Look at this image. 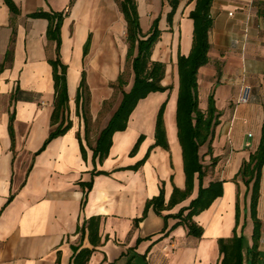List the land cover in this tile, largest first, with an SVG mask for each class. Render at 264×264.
Masks as SVG:
<instances>
[{
  "label": "crops",
  "instance_id": "obj_1",
  "mask_svg": "<svg viewBox=\"0 0 264 264\" xmlns=\"http://www.w3.org/2000/svg\"><path fill=\"white\" fill-rule=\"evenodd\" d=\"M13 1L20 14H13L0 0V264H72L73 247L93 248L77 228L94 216L100 217L101 243L88 264H221L219 240L234 235L237 204L241 212L237 233L244 237L248 264L254 230L251 188L238 173L262 138L264 0H214L211 7V49L209 63L198 73L199 101L205 111L213 94L221 117L212 155H207V145L200 154L207 167L204 186L222 181L223 195L193 217L204 230L201 237L190 235L173 217L197 197V178L186 200L163 215L151 207L136 223L162 184L166 202L175 186H186L176 119L177 59L179 52L188 55L191 51L194 21L190 13L196 0H181L171 22L168 0H136L143 33L148 34L159 19L161 34L153 59L166 64L162 84L172 88L140 100L127 129L114 134L109 156L97 164L93 148L119 105L112 108L109 101L129 50L123 0ZM38 10L68 11L61 29L60 58L67 66L69 94L64 125L70 121L71 126L42 151L62 117L52 123L55 86L49 61L56 57V44L47 38L48 20L29 17ZM84 73L88 90L83 98L88 93L89 103L82 106V100L78 105L76 99ZM244 84L252 88L251 97L240 103ZM165 101L170 149L154 147L139 169H126L141 161L154 145L157 113ZM13 114L14 148L9 130ZM140 136L144 140L131 155ZM212 156L218 159L213 166ZM93 171L109 174L93 177ZM92 178L93 187L82 207L80 183ZM258 217L262 222L259 264H264V166Z\"/></svg>",
  "mask_w": 264,
  "mask_h": 264
},
{
  "label": "trees",
  "instance_id": "obj_2",
  "mask_svg": "<svg viewBox=\"0 0 264 264\" xmlns=\"http://www.w3.org/2000/svg\"><path fill=\"white\" fill-rule=\"evenodd\" d=\"M171 11L168 13L169 22L172 21L181 0H168ZM214 0H196V6L190 13V18L194 21L193 42L191 51L188 55L179 52L177 65L179 74V94L177 102V127L178 139L182 148L184 172L186 176V186L184 189L174 187L173 193L168 202L165 199L164 184L160 187L159 195L147 201L145 211L136 223L143 220L149 208H153L158 214L163 215L165 210H171L180 204L193 193L195 180L199 183L198 195L191 203L180 209L173 215L178 218L176 225H185L189 234L195 237L203 235V228L198 225L193 217L208 209L212 203L223 195V182L213 181L208 186H204V178L207 175V167L203 163V156L200 154L201 147L207 145V155H212V141L216 127L220 124L221 114L218 111L214 95L211 94L208 101V107L204 111L200 107L199 101V82L198 73L202 66L209 63V52L211 49L210 32L213 27V18L211 7ZM13 14H20V10L13 0H5ZM73 1L71 2V5ZM121 12L127 22V42L129 44L127 60H131L133 72V81L127 91H123L122 98L118 107L114 111L107 126L100 132L96 146L93 148L94 162L97 164L109 156L113 145V136L118 131H124L128 127L129 119L136 109L140 100L145 99L151 93L165 92L171 89V86H164L162 81L166 74V64L153 59L154 47L159 40L161 30L159 28V19L154 20L148 34L143 33L138 5L136 0H123L121 3ZM68 11L47 12L38 10L31 13L29 17L44 18L48 20L47 38L56 44V57L50 59L53 68V79L55 86V108L52 114V123L56 124L62 117V123L53 131L45 141L42 149L55 138L64 135L71 126L69 121L64 125V116L69 110V94L67 84V66L63 64L60 58L62 45L61 29ZM264 14V13H263ZM90 40L85 45V53L88 51ZM10 57V53H9ZM119 87L128 85L124 74L121 72L116 81ZM86 75L81 79L79 93L76 102L79 105L82 100V106L89 103ZM167 102L165 101L159 108L155 125V143L150 148L146 156L133 166L126 169H139L149 157L152 148L160 146L169 150V143L164 121V114ZM14 114L11 115L9 130L12 139V147L15 146V133L13 127ZM79 139L81 137L79 135ZM144 136H140L137 143L131 151L133 155L139 148ZM82 152L85 155V149L82 145ZM211 166L216 164L217 158H211ZM264 166V123L262 128V138L258 149L251 155L249 161H245L238 173L244 183L251 188L250 212L254 223L253 244L248 250V264H259L260 251L259 245L262 236V222L258 217V202L260 198V184L262 169ZM93 177L100 174H109L105 171H93ZM93 178L90 182H82L80 185L84 190L82 207L85 206L89 191L93 187ZM187 212V213H186ZM186 213V214H185ZM240 205L237 204V227L232 237L219 240V248L222 255L221 264H245L244 257V237L237 233L240 224ZM165 218L167 216H164ZM100 217H91L85 220L77 228L83 239L86 235L93 248L73 247L74 255L72 264H88L95 247L100 245L101 238Z\"/></svg>",
  "mask_w": 264,
  "mask_h": 264
},
{
  "label": "rangeland",
  "instance_id": "obj_3",
  "mask_svg": "<svg viewBox=\"0 0 264 264\" xmlns=\"http://www.w3.org/2000/svg\"><path fill=\"white\" fill-rule=\"evenodd\" d=\"M121 72L124 74V78L127 80L128 85L124 87H119L117 83L115 82L113 85L114 88V93L113 97L109 101V104L112 108H116L117 105L119 104L123 91H127L130 89L132 81H133V72H132V67H131V60H126ZM205 159H203L204 161Z\"/></svg>",
  "mask_w": 264,
  "mask_h": 264
},
{
  "label": "built area",
  "instance_id": "obj_4",
  "mask_svg": "<svg viewBox=\"0 0 264 264\" xmlns=\"http://www.w3.org/2000/svg\"><path fill=\"white\" fill-rule=\"evenodd\" d=\"M251 92H252V88L249 85L244 84L243 88H242V94H241V96L239 98V102L240 103L249 102L250 97H251ZM247 145H250V144L248 143Z\"/></svg>",
  "mask_w": 264,
  "mask_h": 264
}]
</instances>
